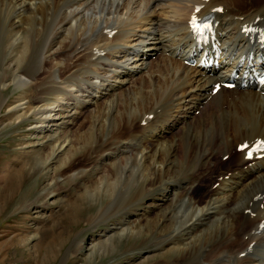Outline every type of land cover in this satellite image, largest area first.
<instances>
[{
  "label": "bare ground",
  "instance_id": "bare-ground-1",
  "mask_svg": "<svg viewBox=\"0 0 264 264\" xmlns=\"http://www.w3.org/2000/svg\"><path fill=\"white\" fill-rule=\"evenodd\" d=\"M208 15L201 42L193 17ZM0 65L3 87L36 89L12 110L38 114L54 186L107 199L93 219L144 203L118 229L133 248L158 232L149 252L169 264H264V0H0ZM206 164L218 187L200 203Z\"/></svg>",
  "mask_w": 264,
  "mask_h": 264
},
{
  "label": "rangeland",
  "instance_id": "rangeland-1",
  "mask_svg": "<svg viewBox=\"0 0 264 264\" xmlns=\"http://www.w3.org/2000/svg\"><path fill=\"white\" fill-rule=\"evenodd\" d=\"M84 49L85 46L81 50ZM156 57L152 55L153 60ZM139 82L134 80L133 85H139ZM0 87L5 97L0 109V264H60L62 260L63 264H169L167 260L175 256L172 252L162 255L160 251L149 252L153 243L164 239L156 238L158 232L138 249L132 247L135 240L131 241L127 232L118 235V229L131 218L129 215L143 214L144 203L131 206L125 213L119 211L110 217L98 214L93 219L92 214L100 210L101 204L102 207L107 205L106 198L93 199L84 192L85 186L79 184L70 185L63 181L54 186L44 162L49 151L48 139L40 133L38 114L36 116L31 111L16 118V112L12 110L21 100L34 103L36 89L25 91L11 81L5 87L0 82ZM52 98V94L46 96V101ZM91 113V110L79 112L78 124L71 126L73 133L89 127ZM194 113L201 114L198 109ZM237 147L234 144L233 150H239ZM230 156L219 155L218 158L227 160L231 159ZM203 173V185L196 182L193 187L200 203L204 201L206 188L218 187L215 170L210 172L206 164ZM83 177L87 179L85 175ZM51 187L56 191L52 192ZM256 202L252 201L255 205ZM80 245L81 249L77 250ZM66 253L69 255L64 259ZM257 253L264 257V253Z\"/></svg>",
  "mask_w": 264,
  "mask_h": 264
},
{
  "label": "snow or ice",
  "instance_id": "snow-or-ice-1",
  "mask_svg": "<svg viewBox=\"0 0 264 264\" xmlns=\"http://www.w3.org/2000/svg\"><path fill=\"white\" fill-rule=\"evenodd\" d=\"M192 23H193L194 29H196L198 31L199 30V26L196 24V21L193 20Z\"/></svg>",
  "mask_w": 264,
  "mask_h": 264
},
{
  "label": "water",
  "instance_id": "water-1",
  "mask_svg": "<svg viewBox=\"0 0 264 264\" xmlns=\"http://www.w3.org/2000/svg\"><path fill=\"white\" fill-rule=\"evenodd\" d=\"M68 255H69V254L66 253V256L64 257V259L67 258ZM63 262H64V260H62V262H61L60 264H63Z\"/></svg>",
  "mask_w": 264,
  "mask_h": 264
}]
</instances>
